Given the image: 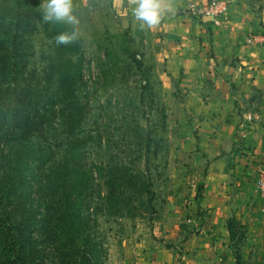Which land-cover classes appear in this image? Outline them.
Here are the masks:
<instances>
[{"label": "rangeland", "instance_id": "374dc122", "mask_svg": "<svg viewBox=\"0 0 264 264\" xmlns=\"http://www.w3.org/2000/svg\"><path fill=\"white\" fill-rule=\"evenodd\" d=\"M215 1L227 4L224 22L232 9L238 24L230 31L238 32L242 43L262 35L257 49L264 56V0ZM72 2L79 23L77 39L66 50L53 37L72 26L45 22L43 0H0V59L17 66L12 82L18 86L15 105L21 112L20 127H12L11 116L0 108V147L13 149L24 135L35 148L50 146L52 157L63 144L71 124L58 116L56 101L43 98L35 104L29 90L38 82L44 94L42 71L63 50L70 58L81 113L74 130L88 165L104 169V179L96 178L90 190L103 205L94 209L95 222H89L95 223L96 240L104 249L103 264H240L241 259V264H264V245L228 248L223 231L209 225L226 218L264 224V189L257 185L264 162L249 168L243 161L255 124L264 130L261 89L224 82L240 97L225 101L218 82H185L186 74L171 56L157 55L153 46L167 35L147 37L126 0ZM211 53L204 58L213 59ZM259 137L253 150L264 141V135ZM14 160L13 169L21 176L37 175L30 170L37 169L38 160L24 154ZM241 228V239L256 237V231ZM212 236L217 241L209 253L223 261L206 263L204 239ZM224 252L231 261L225 262Z\"/></svg>", "mask_w": 264, "mask_h": 264}, {"label": "trees", "instance_id": "16d2710c", "mask_svg": "<svg viewBox=\"0 0 264 264\" xmlns=\"http://www.w3.org/2000/svg\"><path fill=\"white\" fill-rule=\"evenodd\" d=\"M58 48L71 50L68 45ZM70 67L65 52H55L49 67L42 71L44 94L38 82L29 88L30 101L35 104H40L43 98L56 101L58 116L71 124L55 154L51 157L50 146L35 148L24 135L13 149L0 147V264H103L104 249L96 240L95 223L89 222H95L94 209L103 205L91 198L90 190L96 178L104 179V169L101 165H88L87 151L74 130L81 113ZM16 70V64L5 65L0 59V108L11 116L12 127H20L21 117L19 105H15L18 86L12 82L16 80ZM4 78L10 82H2ZM14 147H18L16 151ZM16 154L38 160L37 169L30 170L36 176L29 179L21 176L17 168L13 169ZM110 171L113 177V170ZM227 229L237 247L241 239L240 223L231 218Z\"/></svg>", "mask_w": 264, "mask_h": 264}, {"label": "crops", "instance_id": "0c3cea01", "mask_svg": "<svg viewBox=\"0 0 264 264\" xmlns=\"http://www.w3.org/2000/svg\"><path fill=\"white\" fill-rule=\"evenodd\" d=\"M126 1L131 6V11L138 2V0ZM192 1L200 3L206 0H159L161 5L168 10L159 24L151 28L145 27V35L147 37H150L153 32H160V35H165V38L167 35V40H163L161 44L159 42V44H156L157 46H153L157 50L155 52H157V55L171 56L174 63L179 64V69H182L186 74L187 78L185 82H218L219 86L224 90L225 99L223 100L225 101H234L233 96L235 94L237 98L240 97L237 96L238 92L236 90L231 92L229 85L224 82H234V87H237L241 82L246 85V88H250L252 85L257 86L261 89L260 108L264 114V78L262 77L264 75V65L261 64L264 61L263 52L261 49H257V46L242 43L241 38L237 35L238 32H234V30L230 31V28L238 24L235 22V16L231 14L233 13L232 9L229 10V14L225 22L223 21L222 26L212 29L209 28L210 25L208 24H198L189 15L187 6ZM164 41L169 43L166 48L162 45ZM208 50H211L213 59L207 60L204 58ZM237 59L239 61H236ZM252 72L254 74L250 75ZM254 128H256V131H253V135L250 134L252 140H254L252 144L249 143V136L247 137L248 141H245L247 146L251 145L246 151V156L243 158V161H245L249 168L257 165L260 161L264 162L263 139L259 143L257 142L256 150H253L257 139H260L258 136L264 135V130L258 129L257 124H255ZM246 171L248 172L250 169H246ZM239 211L235 212L237 213V218H239ZM226 212L229 213V210H226ZM227 221L226 218L223 224L214 222L209 225L213 231L217 229L223 231L222 234L228 243V248H232L231 245L234 246L236 241L229 238ZM240 225L245 228H243L245 231H256L257 235L256 237L251 235L249 239H245L246 242L243 239L239 240L237 242L239 245L241 244L243 247L244 245L245 247L264 245V238H261L262 234H264V224H259L258 226L257 224H247V222L242 221ZM214 236L204 239L208 244V250H206L208 253L212 251L217 241V238H215L213 242ZM224 254L225 262L231 261V254L229 256H227L226 252ZM215 258H217L215 261H223V258L220 260L213 253H209L207 256L209 261H206V263H210V260L212 262ZM246 258L244 257V260ZM240 261L241 263L243 262L242 259ZM198 264H204V262L201 260Z\"/></svg>", "mask_w": 264, "mask_h": 264}, {"label": "clouds", "instance_id": "9594fccd", "mask_svg": "<svg viewBox=\"0 0 264 264\" xmlns=\"http://www.w3.org/2000/svg\"><path fill=\"white\" fill-rule=\"evenodd\" d=\"M168 9L159 0H138L132 9V16L140 22V28H151L160 23ZM42 15L45 22L63 23L72 26L71 31H62L53 37L57 46L67 45L77 39L75 25L79 23L74 14L72 0H43Z\"/></svg>", "mask_w": 264, "mask_h": 264}, {"label": "built area", "instance_id": "2783aa9c", "mask_svg": "<svg viewBox=\"0 0 264 264\" xmlns=\"http://www.w3.org/2000/svg\"><path fill=\"white\" fill-rule=\"evenodd\" d=\"M188 13L189 15L200 22H204L203 18L210 17L211 21L210 24H213L215 27H218L223 23L224 17L227 12V4L225 2H219V1H210L206 4L201 3H190L188 6ZM262 35L258 34L255 36H251L248 38L247 42L250 45L258 46L263 41V39L260 37ZM250 117V115L248 116ZM257 185L264 189V172L259 170L258 178H257Z\"/></svg>", "mask_w": 264, "mask_h": 264}, {"label": "water", "instance_id": "95a60500", "mask_svg": "<svg viewBox=\"0 0 264 264\" xmlns=\"http://www.w3.org/2000/svg\"><path fill=\"white\" fill-rule=\"evenodd\" d=\"M203 21L204 22H210L211 21V18L210 17H205V18H203Z\"/></svg>", "mask_w": 264, "mask_h": 264}]
</instances>
